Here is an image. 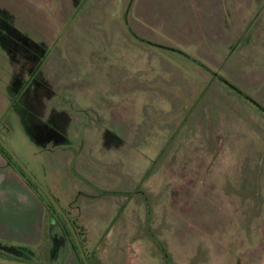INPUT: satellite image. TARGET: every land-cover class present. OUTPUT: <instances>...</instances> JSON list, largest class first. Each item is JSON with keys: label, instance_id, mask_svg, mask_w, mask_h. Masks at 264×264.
Segmentation results:
<instances>
[{"label": "rangeland", "instance_id": "rangeland-1", "mask_svg": "<svg viewBox=\"0 0 264 264\" xmlns=\"http://www.w3.org/2000/svg\"><path fill=\"white\" fill-rule=\"evenodd\" d=\"M213 72L264 108V0H0L1 136L62 155L92 264H264V109ZM53 228L29 262L82 264Z\"/></svg>", "mask_w": 264, "mask_h": 264}, {"label": "crops", "instance_id": "crops-1", "mask_svg": "<svg viewBox=\"0 0 264 264\" xmlns=\"http://www.w3.org/2000/svg\"><path fill=\"white\" fill-rule=\"evenodd\" d=\"M46 187L56 196L61 207L70 212L69 202L75 200L79 208L84 194L72 185L78 179L70 178L67 163L60 154L46 157ZM66 164V165H65ZM68 171V172H64ZM89 197L101 198L104 195L117 194L115 189L95 188L86 178ZM82 179V182L85 183ZM85 188H81L82 193ZM97 189V190H96ZM100 190H106L101 193ZM124 192V191H123ZM126 196L128 191L124 192ZM67 206V207H66ZM78 213V211H77ZM54 218L45 207L41 197L25 180L0 158V241L7 244L27 245L41 258L47 255L51 247L50 230L54 227ZM38 248V250H37Z\"/></svg>", "mask_w": 264, "mask_h": 264}, {"label": "trees", "instance_id": "trees-1", "mask_svg": "<svg viewBox=\"0 0 264 264\" xmlns=\"http://www.w3.org/2000/svg\"><path fill=\"white\" fill-rule=\"evenodd\" d=\"M180 52V51H178ZM183 54V52H180ZM190 59L192 61H194L196 64H198L200 67H202L203 69L209 71L208 66H206L203 62H201L199 59L194 58V57H190ZM214 73V72H213ZM214 77L220 81L223 85H225L226 87H228L229 89H231L236 95L240 96L241 98H243L245 101L250 102L251 104H253L257 109L263 110L264 108H262V106L257 103L254 99H252L246 92L240 90L238 87H236L234 84H232L230 81H228L226 78H224L223 76L219 75V74H215L214 73ZM63 119H66V116L63 117L61 114H59L56 111L51 112L49 120L51 121L50 123V127L51 129H53L54 131H59V126L57 123ZM46 126V125H45ZM63 128V127H62ZM62 131V129H61ZM0 152L4 155V157L6 158L7 162L20 174V176L30 185L34 188V190L39 194V196L41 197L45 207L47 208V210H49V212L52 214L53 218H54V223L57 226V229L60 228V230H62L63 234L67 235L69 240H70V244L72 246V248L75 250L76 255L78 256L80 262L82 263V260L79 257L78 254V250L74 244V241L72 239V236L70 234V231L65 223V221L63 220V218L54 210L53 206L50 204L49 200L47 199V197L37 188V186L27 177V175L20 169V167L11 159V157L8 155V153L0 146ZM48 189V188H47ZM49 190V189H48ZM50 191V190H49ZM101 193H106V190H100ZM50 193L53 195V197L56 199V201L58 202L56 196L53 194L52 191H50ZM62 210L65 211V213L67 214L70 222H71V226L75 229V233L80 241V244L82 246V249L84 251L85 257L88 261V264H92V258L93 255L90 254V252H88V250L86 249L85 243H84V239H83V234L80 230V226L78 225V223L76 222V219L74 217H72L70 215V212H68L65 208L61 207ZM50 241H51V248H54L56 245V231L55 228H52L50 230ZM164 253V251H163ZM166 254V253H165ZM167 255V254H166ZM0 256H12L15 258H19L22 260H27L30 261L32 257H34V252L32 251V249L27 246V245H15V244H3L0 243ZM169 263V262H168ZM83 264V263H82Z\"/></svg>", "mask_w": 264, "mask_h": 264}, {"label": "water", "instance_id": "water-1", "mask_svg": "<svg viewBox=\"0 0 264 264\" xmlns=\"http://www.w3.org/2000/svg\"><path fill=\"white\" fill-rule=\"evenodd\" d=\"M0 146L9 154V156L16 162V164L20 167V169L27 175V177L38 187V189L47 197L50 204L53 206L54 210L63 218L65 221L70 234L72 236V239L74 241V244L78 250V254L80 259L82 260L83 264H88V261L85 257L84 251L82 249V246L80 244V241L75 233V229L71 226V222L67 216V214L62 210V208L59 206L56 199L53 197V195L45 188V186L37 180V178L33 175V173L25 166V164L16 156V154L11 150V148L7 145V143L3 140V138L0 136ZM0 263L3 264H39L35 262H29V261H23V260H17L12 258H7L0 256Z\"/></svg>", "mask_w": 264, "mask_h": 264}, {"label": "flooded vegetation", "instance_id": "flooded-vegetation-1", "mask_svg": "<svg viewBox=\"0 0 264 264\" xmlns=\"http://www.w3.org/2000/svg\"><path fill=\"white\" fill-rule=\"evenodd\" d=\"M47 130H49V129H47ZM0 136H1V133H0ZM2 137V136H1ZM3 155V154H2ZM9 155V154H8ZM4 156V155H3ZM5 158V157H4ZM6 159V158H5ZM12 159V158H11ZM13 160V159H12ZM14 161V160H13ZM15 162V161H14ZM16 163V162H15ZM7 165L9 166V167H11L15 172H17L8 162H7ZM18 173V172H17ZM19 174V173H18ZM20 175V174H19ZM26 182V181H25ZM45 186V185H44ZM38 188V187H37ZM45 188L47 189V187L45 186ZM48 190V189H47ZM49 191V190H48ZM50 192V191H49ZM59 204V203H58ZM60 206V205H59ZM61 207V206H60ZM64 211V210H63ZM65 212V211H64Z\"/></svg>", "mask_w": 264, "mask_h": 264}]
</instances>
